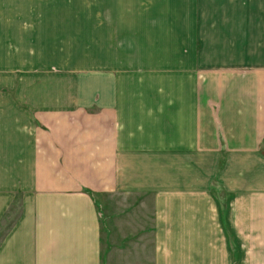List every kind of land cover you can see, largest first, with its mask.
I'll return each instance as SVG.
<instances>
[{"label": "crops", "instance_id": "0c3cea01", "mask_svg": "<svg viewBox=\"0 0 264 264\" xmlns=\"http://www.w3.org/2000/svg\"><path fill=\"white\" fill-rule=\"evenodd\" d=\"M180 9L114 70L0 47V264H103L95 194L148 206L150 264H264V0Z\"/></svg>", "mask_w": 264, "mask_h": 264}, {"label": "rangeland", "instance_id": "374dc122", "mask_svg": "<svg viewBox=\"0 0 264 264\" xmlns=\"http://www.w3.org/2000/svg\"><path fill=\"white\" fill-rule=\"evenodd\" d=\"M186 0H0V47L26 45L28 57L52 72L114 70L122 57L134 62L136 46L158 27L178 26ZM137 41L139 44H137ZM22 46V47H24ZM132 48V50H131ZM136 73L140 66L133 65ZM129 69V66H128ZM129 83H124L128 87ZM100 208L103 264H150L151 212L137 196L95 194ZM10 210L0 236L13 222Z\"/></svg>", "mask_w": 264, "mask_h": 264}, {"label": "trees", "instance_id": "16d2710c", "mask_svg": "<svg viewBox=\"0 0 264 264\" xmlns=\"http://www.w3.org/2000/svg\"><path fill=\"white\" fill-rule=\"evenodd\" d=\"M8 228V227H7Z\"/></svg>", "mask_w": 264, "mask_h": 264}]
</instances>
